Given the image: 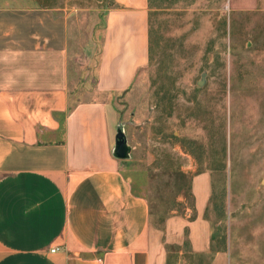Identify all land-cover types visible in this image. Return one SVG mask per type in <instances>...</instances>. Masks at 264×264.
<instances>
[{
  "label": "crops",
  "instance_id": "0c3cea01",
  "mask_svg": "<svg viewBox=\"0 0 264 264\" xmlns=\"http://www.w3.org/2000/svg\"><path fill=\"white\" fill-rule=\"evenodd\" d=\"M38 1L0 0V264H231L205 217L209 174L193 178L197 216L156 227L142 184L112 154L117 116L104 96L147 62L148 0H111L87 67L96 98L80 102L69 16Z\"/></svg>",
  "mask_w": 264,
  "mask_h": 264
},
{
  "label": "rangeland",
  "instance_id": "374dc122",
  "mask_svg": "<svg viewBox=\"0 0 264 264\" xmlns=\"http://www.w3.org/2000/svg\"><path fill=\"white\" fill-rule=\"evenodd\" d=\"M38 3L69 16L73 61L82 63L71 68L73 102L96 98L87 67L98 61L111 0ZM148 7L147 62L125 92L104 96L130 147L123 168L142 184L156 227L195 218L193 178L209 174L205 217L217 248L229 247L231 264H264V0ZM206 262L188 255L181 264Z\"/></svg>",
  "mask_w": 264,
  "mask_h": 264
},
{
  "label": "water",
  "instance_id": "95a60500",
  "mask_svg": "<svg viewBox=\"0 0 264 264\" xmlns=\"http://www.w3.org/2000/svg\"><path fill=\"white\" fill-rule=\"evenodd\" d=\"M202 85V81L198 82ZM130 147L127 144V138L121 126H117L114 138L113 156L118 160H125L129 158ZM264 183V181L262 182Z\"/></svg>",
  "mask_w": 264,
  "mask_h": 264
},
{
  "label": "built area",
  "instance_id": "2783aa9c",
  "mask_svg": "<svg viewBox=\"0 0 264 264\" xmlns=\"http://www.w3.org/2000/svg\"><path fill=\"white\" fill-rule=\"evenodd\" d=\"M51 251H52V252H54V251H55V249H52Z\"/></svg>",
  "mask_w": 264,
  "mask_h": 264
},
{
  "label": "trees",
  "instance_id": "16d2710c",
  "mask_svg": "<svg viewBox=\"0 0 264 264\" xmlns=\"http://www.w3.org/2000/svg\"><path fill=\"white\" fill-rule=\"evenodd\" d=\"M148 1H150V0H148Z\"/></svg>",
  "mask_w": 264,
  "mask_h": 264
}]
</instances>
